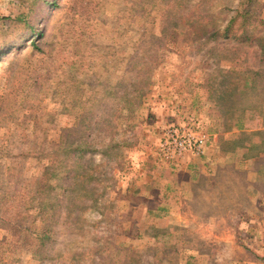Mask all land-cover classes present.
<instances>
[{
	"label": "rangeland",
	"instance_id": "obj_1",
	"mask_svg": "<svg viewBox=\"0 0 264 264\" xmlns=\"http://www.w3.org/2000/svg\"><path fill=\"white\" fill-rule=\"evenodd\" d=\"M41 1L0 0V264H264V0Z\"/></svg>",
	"mask_w": 264,
	"mask_h": 264
},
{
	"label": "trees",
	"instance_id": "obj_2",
	"mask_svg": "<svg viewBox=\"0 0 264 264\" xmlns=\"http://www.w3.org/2000/svg\"><path fill=\"white\" fill-rule=\"evenodd\" d=\"M251 1L252 0H240L239 1L238 6L233 10L232 16H231L230 20L228 21L227 25L224 28L223 37H228L229 36V33L231 32L233 25L235 24V22L238 20L239 17H245V15L247 16V14L249 13V8H250V2ZM47 4L53 5L54 3L47 2V1L44 0V1H41V2L33 5V8H34V6H37L38 5L39 8H40V10H44L45 11ZM29 17H30V13L26 15V20L29 19ZM29 29L32 30L31 31V34H33L34 31H35V27L33 25H30L29 26ZM36 34L38 36L41 35L40 32H37ZM210 38H214V32L210 35ZM84 153H86V151H84ZM54 209H56V208H54ZM158 216H161V215H158ZM47 221L48 220H46V222ZM52 225L53 224H52V222L50 220L49 225L47 224L46 227H45V229H44L45 235H46L47 238H49V236L47 235V232L49 231V228L51 230ZM44 226H45V224H44ZM45 244H46V242L43 243V245H45Z\"/></svg>",
	"mask_w": 264,
	"mask_h": 264
}]
</instances>
